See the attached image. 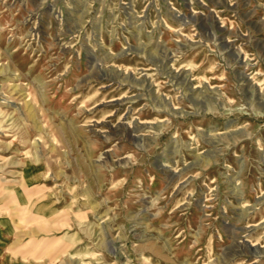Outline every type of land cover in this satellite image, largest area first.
<instances>
[{
  "label": "rangeland",
  "instance_id": "1",
  "mask_svg": "<svg viewBox=\"0 0 264 264\" xmlns=\"http://www.w3.org/2000/svg\"><path fill=\"white\" fill-rule=\"evenodd\" d=\"M0 264H264V0H0Z\"/></svg>",
  "mask_w": 264,
  "mask_h": 264
}]
</instances>
